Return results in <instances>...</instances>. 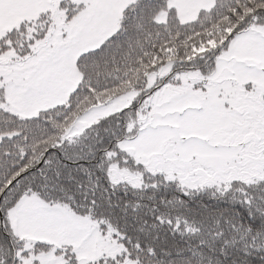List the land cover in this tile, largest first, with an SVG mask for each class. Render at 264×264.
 <instances>
[{
  "label": "snow or ice",
  "instance_id": "1",
  "mask_svg": "<svg viewBox=\"0 0 264 264\" xmlns=\"http://www.w3.org/2000/svg\"><path fill=\"white\" fill-rule=\"evenodd\" d=\"M0 264H264V0H0Z\"/></svg>",
  "mask_w": 264,
  "mask_h": 264
}]
</instances>
